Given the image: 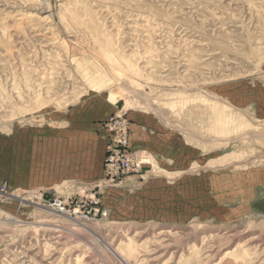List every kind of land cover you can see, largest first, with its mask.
<instances>
[{
    "label": "rangeland",
    "instance_id": "1",
    "mask_svg": "<svg viewBox=\"0 0 264 264\" xmlns=\"http://www.w3.org/2000/svg\"><path fill=\"white\" fill-rule=\"evenodd\" d=\"M0 264H264V0H0Z\"/></svg>",
    "mask_w": 264,
    "mask_h": 264
},
{
    "label": "built area",
    "instance_id": "2",
    "mask_svg": "<svg viewBox=\"0 0 264 264\" xmlns=\"http://www.w3.org/2000/svg\"><path fill=\"white\" fill-rule=\"evenodd\" d=\"M101 127L107 132L108 144L104 163V185L122 186L130 176L139 173L146 162L145 157L134 153L130 147L131 123L126 113L116 112ZM45 195V193H44ZM42 194V197H44ZM87 200H71L64 203L59 198L54 200L53 205L57 211L80 222L91 221L92 218L106 216L104 209L96 205L88 209Z\"/></svg>",
    "mask_w": 264,
    "mask_h": 264
},
{
    "label": "crops",
    "instance_id": "3",
    "mask_svg": "<svg viewBox=\"0 0 264 264\" xmlns=\"http://www.w3.org/2000/svg\"><path fill=\"white\" fill-rule=\"evenodd\" d=\"M106 120H107V118H106ZM106 120L105 119L102 120L101 123L106 121ZM130 120H131L130 122H131V126H132L131 127V133H130V147H131V150H133V151H136V150L137 151H141V150L146 149V147L143 148L141 142L139 141V137L141 136V127L139 128V126H137L136 123H134L131 118H130ZM107 141H108V136H106L105 140H104L105 147H104V154H103V169H104V163H105V159H106L105 156H106V153H107V144H108ZM134 176H130L127 179V181L122 186H117V187L129 188V186H131L133 184L134 180H135ZM132 187H133V185H132Z\"/></svg>",
    "mask_w": 264,
    "mask_h": 264
},
{
    "label": "bare ground",
    "instance_id": "4",
    "mask_svg": "<svg viewBox=\"0 0 264 264\" xmlns=\"http://www.w3.org/2000/svg\"><path fill=\"white\" fill-rule=\"evenodd\" d=\"M90 228H91V227H90ZM90 228H89V227H88V228L86 227V229H88V230H89ZM91 230H92V229H91ZM92 231H93V230H92ZM91 233H92V232H91ZM112 250H113V249H112ZM113 251H114L115 255L117 254V255L119 256V258L122 259V256H121V254H120L121 251L119 252L117 249H116V250L114 249ZM124 263H125V262H124Z\"/></svg>",
    "mask_w": 264,
    "mask_h": 264
}]
</instances>
